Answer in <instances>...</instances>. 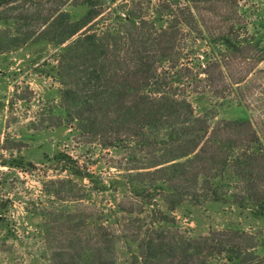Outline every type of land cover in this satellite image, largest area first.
<instances>
[{"label": "trees", "instance_id": "16d2710c", "mask_svg": "<svg viewBox=\"0 0 264 264\" xmlns=\"http://www.w3.org/2000/svg\"><path fill=\"white\" fill-rule=\"evenodd\" d=\"M86 4L82 17L61 13L54 19L61 109L74 129L105 148L140 147V161L148 166L128 172L127 184L143 206L152 204L144 200L151 192L161 191L171 211L185 201L231 204L264 221V95L254 103L247 96L239 99L254 116L235 120L217 121L195 107L204 99L198 87L204 83L227 100L216 86L227 76L225 54H240L247 44L237 30L248 26L236 0H122L116 8H97L94 0ZM186 31L208 50L184 45ZM217 70L219 78L213 74ZM254 73L250 81L232 83L234 92L263 93L264 70ZM55 160L62 173L95 183L92 171L70 153L60 152ZM23 164L4 162L14 168ZM60 183L62 189L72 184ZM116 207L97 215L93 205L87 206L89 213L83 206L82 214H55L54 238L60 239L54 242L52 264H118L123 243L129 250L126 264H264L262 233L212 230L192 238L165 228L175 224L160 209L140 225L145 211L133 204Z\"/></svg>", "mask_w": 264, "mask_h": 264}, {"label": "rangeland", "instance_id": "374dc122", "mask_svg": "<svg viewBox=\"0 0 264 264\" xmlns=\"http://www.w3.org/2000/svg\"><path fill=\"white\" fill-rule=\"evenodd\" d=\"M86 2L0 0V264H52L54 242L60 239L54 238L55 214L71 210L77 215L83 206L89 213L87 206L91 205L97 215L102 209L116 210L120 203L133 204L138 212L145 211L140 225L157 208L175 224H166L165 228L192 238L212 230L229 229L264 234V221L231 204L197 206L185 201L171 211L163 192L157 191L144 199L153 206H143V200L131 194L127 184L128 172L137 174L139 168L148 166L140 161V147L120 143L105 148L91 143L89 135L74 129L61 109L63 87L58 77L61 52L54 43V19L61 13H68L72 18L82 17L88 8ZM94 2L97 8H116L122 0ZM236 2L248 32L236 29L241 31L247 44L240 54H225L227 76L224 81L217 80L216 86L217 92H223L227 100H219L220 95L215 96L204 83L198 85L205 93L204 99L195 101L199 114H209L217 121L254 116V112L240 105L239 99L247 96L254 103L264 95L263 91L248 96L244 93L246 88L243 93L234 92L232 83L243 77L250 81L257 68L264 70V60L259 62L264 58V0ZM193 36L186 31L184 45H198L202 53L207 51L206 44L194 42ZM220 72L213 74L219 78ZM63 151L89 168L95 183L69 172L62 173L55 158ZM14 160H22L23 168L4 165L5 161ZM60 182L72 184L62 189L64 183ZM76 199L81 203L75 202ZM127 246L124 243L118 246V264H126Z\"/></svg>", "mask_w": 264, "mask_h": 264}]
</instances>
